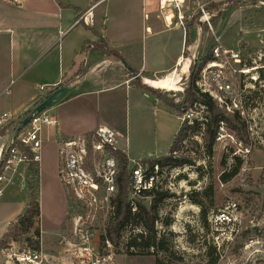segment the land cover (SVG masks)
I'll return each instance as SVG.
<instances>
[{"label": "rangeland", "instance_id": "obj_1", "mask_svg": "<svg viewBox=\"0 0 264 264\" xmlns=\"http://www.w3.org/2000/svg\"><path fill=\"white\" fill-rule=\"evenodd\" d=\"M229 2H226L227 6L223 10L220 5H215L214 9L210 10L215 15L211 18L212 31L207 29L206 26H201L203 27L204 39L195 68L201 65L204 58L208 57L207 54L212 48L211 46L214 45V38H217L223 47L240 51L246 67L259 68L260 65L264 64V3L262 5L258 1H244L243 4L233 5ZM119 3L129 4V0H109L102 4L95 13H102L106 6L112 7ZM219 10H222L220 14ZM125 14L123 19L118 17V19H112L106 24V35L109 38L111 47L117 48L118 52L124 54L127 59L121 60L127 63L129 61V52L139 55L142 42H144V45L145 43L149 45L151 38H149L150 34L144 31V27L150 24L149 21L140 25L139 21H129V12L125 11ZM198 26L196 25L195 27ZM199 29L196 30V35H194L195 41L192 43V49L189 51L186 49L185 51L184 58L188 61L187 73L181 74L180 67H176V70H178L176 72L177 76L180 77L178 87L181 91L168 92L146 86L155 92L154 95L157 98L150 96L149 102L156 105V108H153L146 99L144 103L146 107H142L140 110H134L132 107L134 97L137 94L133 92L129 96V137L126 141V137L123 134L116 136L118 138L119 151L128 156V167L130 170L136 164L142 165L141 162L144 160L168 155L174 137L180 129L184 118H179L173 113L165 105L163 99L175 105H182L190 69L193 68L194 53L200 42L201 30ZM150 30L152 33L163 30L164 34L156 36L155 41L160 45H168V48L164 51L165 58L158 62L154 66L155 68L168 64L176 56H180L178 46L186 37V34H172L165 31L162 27H151ZM129 38H136L135 45L132 47H129ZM122 42L124 46H120ZM129 48H132V50L129 51ZM153 54L156 57L158 53L155 51ZM153 54L147 59L146 67L149 69H153V61L156 60ZM110 59L103 62L101 68L95 74L99 79L101 77L108 80L109 75L112 73L111 71H114L111 69L113 59ZM250 76L258 78L255 84L251 83L254 87V91H251L255 94L254 98L257 100V105L255 106H257V109L254 112L247 113L248 121L250 122L249 126L252 130L246 131L245 136L238 139L230 129L222 126L221 131L224 134L219 141L215 140L211 156H207L205 153L204 141L201 135L203 134L202 130L194 136L188 134V137L180 143L175 156L186 157L191 161V164L177 169L165 168L160 178L162 183L166 185L169 195H171L169 199L159 206L158 221L155 224L157 231L156 243H162L163 249L130 250L136 255L129 256L124 245L141 232V229L137 226H129L122 234L119 247L116 249L112 247L114 258L119 264H155V259L160 261L161 264H205L208 259L206 251L209 247H213L208 224L209 215L206 219V226H204L201 221V206L193 204L192 201L193 199H198L195 193H200L201 195L210 186L213 187V191L209 198H201L202 208H208L207 214L221 210L227 203L233 202L237 205L243 220L239 236L234 239L227 250H224L223 253L220 251V259L219 253L213 247L218 256L216 264H264V70L250 71ZM169 80L172 81L173 79ZM97 86L101 89L102 84L100 83ZM86 88L89 89L82 92L98 90L93 89L94 86H86ZM100 93L102 95L95 94L85 100H78L75 105L78 104L83 107L85 114H90V110L85 108L89 107L91 102L93 104L95 97L99 96L103 108H109L110 102H106L105 99H111L112 102L118 105V108L122 107L121 114H124L125 97L122 90L102 91ZM60 98L52 103L47 110L59 104ZM141 98L144 100L143 97ZM53 112L55 113V110ZM188 113L192 115V122L196 121V119L203 121L202 119L205 117L203 107L199 106H193L190 110L188 109ZM106 117L111 119L110 113H107ZM47 144L42 139L40 166L42 164L43 168L45 151L46 149L48 151L51 150V147L47 146ZM234 156L240 159V168L236 175L229 178L226 182H222L220 176L224 171H228V168L233 163L232 158ZM224 157L226 160L225 168L221 166ZM35 173L37 172H34V176ZM5 184L3 183V187ZM25 185L27 184L25 183ZM35 187H37V182L36 179H33V185L30 188ZM5 197V194L2 193L0 200H4ZM66 200L65 207L68 212L67 196ZM150 201L151 198L144 199L146 207L149 206ZM51 203V200L46 197V191L44 190L42 211L40 212L41 230L44 240L51 234L49 229L52 228L53 216L54 213L56 214V210L53 209ZM107 217L106 211H101L88 217L89 224L92 225L98 241H100V237L104 233ZM64 218L65 216L62 218V222ZM165 219L170 220L168 226L163 223ZM36 224L38 226V221ZM60 226L58 225L56 230H59ZM66 226H70L69 218L65 224ZM53 243L52 241L47 243V246H45L47 252L51 253L54 251ZM23 246L25 245L22 243H15V249ZM1 260L0 256V263Z\"/></svg>", "mask_w": 264, "mask_h": 264}, {"label": "crops", "instance_id": "obj_2", "mask_svg": "<svg viewBox=\"0 0 264 264\" xmlns=\"http://www.w3.org/2000/svg\"><path fill=\"white\" fill-rule=\"evenodd\" d=\"M108 1L26 0L20 7L0 3V116L7 114L10 117L9 121L18 125L27 113L29 114L47 98L49 96L48 94L65 77L70 75L83 60L86 61L83 73L72 85L68 86L69 91L60 98V103L47 110L56 120V125L55 127H45L41 133L42 139L48 143L47 146L51 147V150L48 151L46 149L45 151L44 168L42 164L40 166V162L39 164H35L33 168L35 170L34 172L37 173L34 176V172L29 171L28 164L20 165L8 175L9 182H6L3 190V194L6 197L2 201L0 200V241L8 231L9 226L24 211L29 202L30 187L33 185V179H36L40 212L42 211L44 190L46 191V197L52 202L53 209L56 210V214L54 213L53 216L52 228L49 229L51 234L46 240L42 237L40 215L37 219L40 229V246L46 250L45 246H47L49 241H52L54 242L53 248L55 250L57 248V237L63 232L62 227L67 223L70 213V200L58 178V149L60 144L72 139L82 138L88 133L93 134L101 127L112 129L116 135L123 134L127 141L129 137V96L133 92L137 94L132 104L134 110H140L142 107H146L144 104L146 99L153 108H156V105L149 102V98L150 96L157 97L154 94L148 95V92L143 91L134 82L135 80L130 72L124 69L120 60L109 57L106 54L98 53L82 57L80 50L83 45L87 42H95L97 38L91 30L75 24L78 15L96 3L93 9L94 25L91 28L100 33L110 50L115 51L120 55L121 59L125 60L127 58L124 54L118 52L117 48L111 47L109 38L106 35V24L112 19H118V17L123 19V15H126L125 11L129 12V21L131 22L139 21L140 25H143L147 21L150 22L148 26L146 25L144 27L145 33L150 34V44L147 45L145 43L144 45V42H142L139 55L129 52V61L127 62L131 70L136 71L140 76V82L146 86L148 85L145 81L174 79L178 75L176 73L178 71L176 67H180L185 61L184 37L178 46L180 56H176L168 64L157 68L154 67L165 58L164 51L168 48V45H160L155 41L156 36L164 34L163 30L152 33L150 28L162 27L165 31L171 32L172 34H186V30L184 32L177 27H165L163 20L165 13L163 15V11L160 10L159 0H129V4L124 5L119 3L112 7L106 6L102 13H95L102 4ZM189 1L193 3H207L209 6L220 5L222 10L227 6L226 2L228 1L233 5L243 4L244 1H258L262 5L264 3V0ZM221 11L219 10V14ZM170 19L168 17V21ZM202 28L198 26L190 29L191 43L188 51L193 47L192 43L195 41L194 35H196L197 29L201 30L200 39L203 43L204 32ZM135 42L136 38H129V47L134 46ZM121 45L124 46V43L122 42ZM131 50L132 48H129V51ZM155 51L158 53L156 57L153 54ZM151 54L156 59L153 61L154 70L146 67L147 59ZM110 58L113 59L111 69L114 71H111L112 73L109 75L108 80L102 79L101 77L99 79L95 74L101 68L102 63L111 60ZM174 73L175 75L173 76ZM100 83L102 84L101 89L97 86ZM86 86H94L93 89L98 90L82 92L89 89ZM118 89L122 90L125 97L123 115L121 114L122 107L118 108V105L112 102L111 99H105L106 102H110V106L108 109L103 108L99 96L95 97L93 104L90 101L91 104H89V107L87 106L85 108L90 110V114H85L83 107H80L78 104L75 105V102L78 100H85L87 97L95 94L102 95L100 93L102 91ZM54 110L55 113L53 112ZM107 113H110L112 120L106 117ZM13 131L3 136L0 135V152L3 151L4 145L10 141ZM123 154L129 162L128 156L125 153ZM65 194L68 198V212L65 207V202L67 201ZM64 216L65 218L62 222ZM58 225H61L60 229L56 230ZM0 264H4L3 260H1Z\"/></svg>", "mask_w": 264, "mask_h": 264}, {"label": "built area", "instance_id": "obj_3", "mask_svg": "<svg viewBox=\"0 0 264 264\" xmlns=\"http://www.w3.org/2000/svg\"><path fill=\"white\" fill-rule=\"evenodd\" d=\"M26 0H0V3L20 7ZM104 1V0H101ZM160 3L166 28H178L184 32L185 25L195 19L199 26H206L212 31L211 18L215 15L208 10L209 4L191 2L189 0H172L165 5ZM96 3L78 15L75 24L83 27L94 25L93 9ZM168 17L171 19L168 21ZM206 61L198 68L195 87L201 93L208 95L226 114L238 113L242 116V99L245 84L256 83L258 78L249 77L250 71L264 70V64L259 68H248L238 50L223 47L214 38ZM188 49V48H187ZM197 64V63H196ZM188 111L184 119L189 125L193 122ZM10 120L9 115L0 116V128ZM197 122H201L196 119ZM56 120L46 110L35 115L26 127L4 145L0 152V198L4 187L9 182L8 175L17 166L32 162L39 164L41 160V133L45 127H55ZM220 124L216 140L223 136ZM16 141L25 151L13 146ZM119 152L115 132L108 127L98 128L87 137H80L62 142L58 149V178L70 200V226L62 232L56 241L57 248L51 253L40 246L38 251H32L27 246L17 247L9 243L0 250L4 264H119L113 254L112 246L105 242L101 248L100 241L89 224V215L101 211L108 214L111 198L116 191L119 161L115 153ZM142 163V162H141ZM163 171V170H162ZM162 171L157 165L152 167L142 163L131 169L130 200L140 198L145 192L166 190V185L160 179ZM212 246L219 253L227 250L234 239L239 236L243 220L237 205L229 202L226 206L210 212L208 217Z\"/></svg>", "mask_w": 264, "mask_h": 264}, {"label": "trees", "instance_id": "obj_4", "mask_svg": "<svg viewBox=\"0 0 264 264\" xmlns=\"http://www.w3.org/2000/svg\"><path fill=\"white\" fill-rule=\"evenodd\" d=\"M215 5L208 7V10L214 9ZM198 25L193 19L191 22L186 24V37H185V51L191 43L190 29ZM86 29L91 30V32L97 38L95 42H87L83 45L80 50L82 57H86L93 53L106 54L109 57L116 58L121 60V57L115 51H112L108 48L105 40L91 27H85ZM185 57V52H184ZM208 57L204 58L203 61H206ZM86 66V61L83 60L79 66L67 77H65L59 85L54 89L59 87L70 86L76 79L83 73V69ZM136 73V71L132 70ZM198 68H191L189 77L186 83L184 101L182 105H175L170 101L164 100L166 106H168L173 113H175L179 118H183L185 113L193 108V106L203 107V113L205 114L203 121L197 122L194 121L191 125L187 123L186 120H183L180 129L174 137L173 143L169 149L168 155L165 157H158L153 159H148L142 161L149 166L157 165L160 170L163 169H177L186 165H190L191 161L186 157H176L175 153L178 151V147L181 142L190 135H196L200 130L203 131L202 138L204 141V149L207 156L212 155V149L217 137L218 128L222 123L226 128L230 129L236 138L240 139L245 136V126L242 122L241 117L238 113L226 114L223 110L219 109L214 101L205 94H201L195 87L194 83L196 80ZM143 91L148 92L149 94H154L151 89L147 88L146 85L142 84L140 81H134ZM52 90L48 95L53 93ZM28 114V113H27ZM15 125L14 122H6L5 125L0 129V135L11 133ZM91 133L86 134L85 137L89 138ZM13 146L25 151L28 155L30 153L27 149H24L16 141L13 142ZM115 157L119 161V170L116 177V191L111 198V207L112 209L108 213V217L105 222L104 233L100 237L101 248L105 247V242L113 248H118L121 244L122 234L127 229V227L137 226L141 229V232L135 235L130 239L125 245L124 248L129 256H134L133 252L130 250L141 249L149 250L151 248L163 249L162 243H156L157 231L155 229V224L158 221V209L159 206L167 199L171 197L167 190H157L151 192H145L140 198H136L134 201L130 200V175L131 170L128 167V160L122 152L115 153ZM232 164L228 168V171L220 176L222 182H226L229 178L237 174L241 161L237 157L232 158ZM32 162L28 164L29 171L34 172V166ZM221 166L225 168L226 160L225 157L222 159ZM1 167V162H0ZM213 187L210 186L206 189L201 195L200 193H195V196L198 199H193V204L201 206V221L206 226V219L209 214L208 208H202L201 198H209V195L212 193ZM145 198H151L150 204L148 207L144 204ZM39 199H38V187L30 189L29 202L27 203L24 211L19 215L14 223H12L6 234L0 241V250L5 248L11 242L22 243L27 246L32 251H38L40 248V229L37 226V219L39 218ZM164 225L168 226L170 220L165 219ZM67 226L62 227V231L67 230ZM11 241V242H10ZM139 255V254H138ZM152 255V254H148ZM208 259L205 264H216L218 256L216 255L215 249L209 247L206 251ZM155 264H161L160 261L155 259Z\"/></svg>", "mask_w": 264, "mask_h": 264}, {"label": "water", "instance_id": "obj_5", "mask_svg": "<svg viewBox=\"0 0 264 264\" xmlns=\"http://www.w3.org/2000/svg\"><path fill=\"white\" fill-rule=\"evenodd\" d=\"M202 41L200 39L199 45L194 53V62H193V69L196 66L198 55L201 49ZM121 64L124 66V69H126L128 72H130L131 76L135 81H141L140 76L133 72L131 68L125 63V61L121 60ZM69 91L68 86L59 87L56 89L51 95H49L47 98H45L39 105H37L33 111H31L29 114H27L17 125V127L14 129L11 140H14L17 135L26 127V125L30 122V120L37 114L41 113L42 111L46 110L52 103H54L57 99L65 95Z\"/></svg>", "mask_w": 264, "mask_h": 264}, {"label": "bare ground", "instance_id": "obj_6", "mask_svg": "<svg viewBox=\"0 0 264 264\" xmlns=\"http://www.w3.org/2000/svg\"><path fill=\"white\" fill-rule=\"evenodd\" d=\"M163 5L172 0H159ZM181 1V0H179ZM188 71V61L185 60L180 66V73L186 74ZM180 82V77H175L172 81L170 80H151L145 81L147 85L153 89L168 91V92H179L181 89L178 87Z\"/></svg>", "mask_w": 264, "mask_h": 264}, {"label": "flooded vegetation", "instance_id": "obj_7", "mask_svg": "<svg viewBox=\"0 0 264 264\" xmlns=\"http://www.w3.org/2000/svg\"><path fill=\"white\" fill-rule=\"evenodd\" d=\"M254 91V87L251 85V83L247 82V84H245L244 90H243V99H242V108H243V112H242V122L245 126V132L246 131H251V127L249 126L250 122L248 121V112H251L255 109H257V100L255 97V94L253 93Z\"/></svg>", "mask_w": 264, "mask_h": 264}]
</instances>
